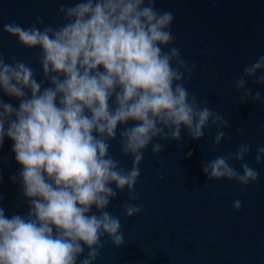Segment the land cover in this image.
Returning a JSON list of instances; mask_svg holds the SVG:
<instances>
[{"label": "clouds", "instance_id": "9594fccd", "mask_svg": "<svg viewBox=\"0 0 264 264\" xmlns=\"http://www.w3.org/2000/svg\"><path fill=\"white\" fill-rule=\"evenodd\" d=\"M156 3L74 0L57 8L55 24L37 16L27 27L2 25L19 48L39 50L40 78L30 63L0 52V147L12 143L20 171L10 180L27 202L26 213L9 217L0 194V264H95L106 244L125 243L120 216L107 209L125 190L129 201L139 198L134 188L149 146L159 163L182 133L200 141L215 128L213 148L226 139L229 120L186 87L196 64L174 44L173 13ZM249 82L264 86V55L233 77L238 103L264 105ZM117 138L130 168L110 154ZM251 151L242 142L235 152L201 161L206 182L234 181L241 191L256 183L259 171L245 160ZM253 160L264 161V145ZM241 206L232 203L233 211ZM121 208L125 219L143 210Z\"/></svg>", "mask_w": 264, "mask_h": 264}, {"label": "water", "instance_id": "95a60500", "mask_svg": "<svg viewBox=\"0 0 264 264\" xmlns=\"http://www.w3.org/2000/svg\"><path fill=\"white\" fill-rule=\"evenodd\" d=\"M73 2L0 0V52L5 59L30 63L40 78L39 50L19 48L15 38L2 33V25L15 21L27 27L37 16L44 17L45 24H55L61 3ZM155 6L173 13L174 44L190 65L196 64L186 85L189 92L208 99V106L231 126L216 148L212 128L200 141L182 133L179 144L168 142L159 154L162 162L152 156L151 146L144 151L134 188L139 198L129 201L125 190L107 209L120 216L125 243L120 248L106 244L95 264H264V161L256 165L253 160L256 146L264 145V105L238 103L233 87V77L239 78L245 65L264 55V0H157ZM249 86L264 96V86L251 82ZM237 129L242 132L237 134ZM242 142L252 144L245 160L258 169L257 182L243 191L234 181L206 182L201 161L235 152ZM11 148L8 139L0 147V194L9 217L27 211L19 183L10 180L20 171ZM110 154L122 167H131V158L120 155L118 138L111 142ZM233 164L239 170V164ZM237 199L242 201L238 212L232 209ZM125 203L143 210L125 219L121 208Z\"/></svg>", "mask_w": 264, "mask_h": 264}]
</instances>
